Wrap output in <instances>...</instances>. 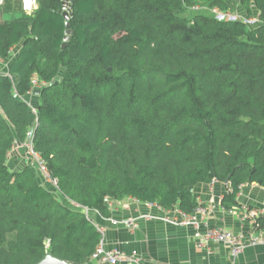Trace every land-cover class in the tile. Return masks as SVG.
<instances>
[{
	"label": "trees",
	"instance_id": "obj_1",
	"mask_svg": "<svg viewBox=\"0 0 264 264\" xmlns=\"http://www.w3.org/2000/svg\"><path fill=\"white\" fill-rule=\"evenodd\" d=\"M36 1L0 22V264H87L101 239L32 167L9 169L29 130L61 194L105 217V197L189 213L196 184L227 178L225 209L243 184L264 187V0H239L252 27L182 16L232 0H71L64 47L61 0Z\"/></svg>",
	"mask_w": 264,
	"mask_h": 264
},
{
	"label": "crops",
	"instance_id": "obj_2",
	"mask_svg": "<svg viewBox=\"0 0 264 264\" xmlns=\"http://www.w3.org/2000/svg\"><path fill=\"white\" fill-rule=\"evenodd\" d=\"M18 11L23 12L21 0H5L0 7V22L13 18ZM8 160H11V166L17 163L19 157H16L15 150L7 157L9 167ZM18 166L17 163L16 167ZM20 168L9 167L10 170ZM191 190L194 200L209 210V213L202 216L203 220L210 226L223 227L234 233L246 235L252 231L251 222L240 218L242 206L264 208V187L256 183H245L240 187L236 195L238 205L233 214L224 211L221 205L226 192L224 183H199L191 187ZM115 209L110 215L125 218L142 211L143 207L136 205L133 198L123 197L119 199ZM195 237L192 228L175 227L152 220L140 221L136 229L109 226L104 234L103 244L106 248L136 250L140 264H264V244L246 246L237 256L231 257L224 244H212L209 252L196 248Z\"/></svg>",
	"mask_w": 264,
	"mask_h": 264
},
{
	"label": "built area",
	"instance_id": "obj_3",
	"mask_svg": "<svg viewBox=\"0 0 264 264\" xmlns=\"http://www.w3.org/2000/svg\"><path fill=\"white\" fill-rule=\"evenodd\" d=\"M4 1L5 0H0V7H2ZM36 4V0H21L22 11L30 13L34 10ZM192 8L199 9L198 6H193ZM208 10H212L216 13L218 17L215 18L219 20H239L235 17H230L229 11H221L217 7ZM255 20L259 21L257 16L255 19L247 16L240 21L248 24V22L252 23ZM7 64V62L0 59V66H2L1 70H5ZM41 86H43L42 81L33 80V86L27 94H34L33 90L39 89ZM33 111H35L34 108ZM14 150L22 153L25 164L33 168L41 184L46 186L60 202L64 201L70 208L82 212L91 220L97 231L101 234L100 242L90 255L87 264H140L136 250L123 251L118 248H106L103 244L104 234L109 226L136 229L140 221L156 220L175 227L192 228L196 234L194 241L196 248L209 252L212 244H224L228 247L231 257L237 256L246 246L264 244V226H259L257 222V218L259 217L264 219V208H249L246 206L240 208V218L242 220H249L252 226V231L246 235L243 233H234L223 227L208 225L203 220L202 216L209 213V210L199 203L192 212L188 213L178 207L165 209L155 203H141L133 199L136 205H141L143 207L142 211L135 213L132 217L118 218L112 215L105 217L98 210L89 209L61 194L58 187V179L50 174L44 160L34 149L32 130L26 133L25 139L22 142H16L12 145L7 153V157H9L10 152ZM213 182H218V180L213 179L211 183ZM104 203L110 212H115L119 200L105 197ZM236 208V206L228 209L224 208V211L233 214ZM100 220L102 221L100 222Z\"/></svg>",
	"mask_w": 264,
	"mask_h": 264
},
{
	"label": "rangeland",
	"instance_id": "obj_4",
	"mask_svg": "<svg viewBox=\"0 0 264 264\" xmlns=\"http://www.w3.org/2000/svg\"><path fill=\"white\" fill-rule=\"evenodd\" d=\"M234 2V9L233 10H228L230 12V17H235L236 19H239V20H242L244 19L245 17H247V14L243 11V9L240 7L239 5V0H232ZM37 6V4H36ZM199 9H195V8H190L188 10H184L183 13H182V16L183 17H186L187 19H190L194 14L196 13H199V12H204V13H207L208 15L210 16H213L214 18L215 17H218V15L216 13H214L212 10H208L206 9V7H198ZM21 12L18 11L17 14H20ZM31 13V12H30ZM29 13V14H30ZM257 16V12L255 11V13L251 16H248L249 18H254ZM258 23V21H253L252 23H249L246 24L248 27H252V26H255L256 24ZM17 48L18 47H15L12 51H11V57L15 56L16 55V52H17ZM36 80H38L36 78ZM39 81V80H38ZM36 95L35 94H32V95H28L26 96V99L28 101H31V100H34L36 101ZM16 157H19V160H17V163L19 164V168L21 166H24L25 165V162H24V159H23V156H22V153L20 151H16ZM8 163H9V167L10 168H18L16 167L17 163H15L13 166H11V160H8ZM64 203V201H62Z\"/></svg>",
	"mask_w": 264,
	"mask_h": 264
},
{
	"label": "water",
	"instance_id": "obj_5",
	"mask_svg": "<svg viewBox=\"0 0 264 264\" xmlns=\"http://www.w3.org/2000/svg\"><path fill=\"white\" fill-rule=\"evenodd\" d=\"M61 2H62V6L59 10H57V13L63 16L65 22L64 37H63V42L61 44V47H64L68 42V40L70 39V36L72 35L73 32L72 29L70 28V23H69V19L72 15L71 12L72 3L71 0H61ZM33 92L35 95H38L39 89H34ZM227 181L228 179L226 178L223 183L225 184ZM37 264H71V263L47 255Z\"/></svg>",
	"mask_w": 264,
	"mask_h": 264
}]
</instances>
